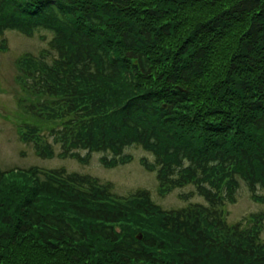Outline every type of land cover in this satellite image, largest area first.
Instances as JSON below:
<instances>
[{
  "label": "trees",
  "instance_id": "obj_1",
  "mask_svg": "<svg viewBox=\"0 0 264 264\" xmlns=\"http://www.w3.org/2000/svg\"><path fill=\"white\" fill-rule=\"evenodd\" d=\"M6 30L52 35L16 60L37 155L58 143L114 167L141 146L162 194L193 184L205 203L167 210L64 167H0V264H264V211L250 227L225 212L240 178L264 187V0H0Z\"/></svg>",
  "mask_w": 264,
  "mask_h": 264
},
{
  "label": "rangeland",
  "instance_id": "obj_2",
  "mask_svg": "<svg viewBox=\"0 0 264 264\" xmlns=\"http://www.w3.org/2000/svg\"><path fill=\"white\" fill-rule=\"evenodd\" d=\"M43 35L46 39H42ZM51 37V33L43 30L35 35H26L18 30H6L0 34V167L5 170L14 167L26 169L32 166L49 169L64 167L67 171L91 175L102 183H110L114 191L122 196H128L141 188L147 189L155 203L167 210L178 209L190 203H205L204 198L195 193L193 184L162 194L157 172L148 170L141 162L144 157L153 161L154 155L141 146L126 148L125 152L132 155V160L128 163L109 167L102 160L103 152H91L87 161H80L76 156H60L61 146L54 143L56 155L43 158L36 154L32 142L21 138L19 126L23 120L19 115L18 100L22 91L16 60L26 54L38 55L48 49ZM2 46L6 48L2 49ZM75 152L82 155L90 153L83 148H75ZM106 154L111 155L107 152ZM262 211L264 187H259L253 192L240 178L236 200L225 205L228 222L250 227L252 217ZM261 235L264 237V223Z\"/></svg>",
  "mask_w": 264,
  "mask_h": 264
},
{
  "label": "water",
  "instance_id": "obj_3",
  "mask_svg": "<svg viewBox=\"0 0 264 264\" xmlns=\"http://www.w3.org/2000/svg\"><path fill=\"white\" fill-rule=\"evenodd\" d=\"M142 237H143L142 234H140V235H139V238L141 239Z\"/></svg>",
  "mask_w": 264,
  "mask_h": 264
}]
</instances>
